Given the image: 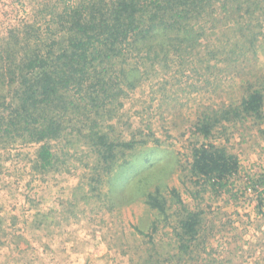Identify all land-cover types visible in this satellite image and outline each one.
Wrapping results in <instances>:
<instances>
[{
  "label": "rangeland",
  "instance_id": "1",
  "mask_svg": "<svg viewBox=\"0 0 264 264\" xmlns=\"http://www.w3.org/2000/svg\"><path fill=\"white\" fill-rule=\"evenodd\" d=\"M74 1L0 0V101L19 105V71L10 72L43 41L66 39L55 19ZM210 2L188 20L190 39L158 28L107 67L121 91L93 111L76 102L49 142L50 168L42 143L19 128L25 120L2 114L0 264H264V108L260 117L238 108L254 90L264 95V0ZM208 120L205 137L198 125ZM96 133L114 140L110 165ZM209 142L240 160L229 191L192 181L193 147ZM156 192L164 211L148 202ZM183 205L202 220L189 253Z\"/></svg>",
  "mask_w": 264,
  "mask_h": 264
},
{
  "label": "trees",
  "instance_id": "2",
  "mask_svg": "<svg viewBox=\"0 0 264 264\" xmlns=\"http://www.w3.org/2000/svg\"><path fill=\"white\" fill-rule=\"evenodd\" d=\"M210 1L69 2L55 19L58 23L56 31L66 33V39L43 41L32 54H25L16 70L10 72L13 75L19 71L17 76L13 75V81L19 80V105L0 101V129L5 124L2 114L6 110H10L11 115L15 113V118L10 119L12 124L21 125V119H24L25 127L19 128L27 132L31 140L42 143L39 153L41 166L50 168L55 163V155L49 142L62 136L66 128L62 119L72 108L76 110V102L93 111L95 108H105L121 91L115 90L118 84L112 82L113 76L108 77V68L116 60L126 61L127 49L135 43L150 40L148 35L153 37L158 28L178 31L182 33L184 41L190 39L187 34L188 20L200 13L205 4L211 5ZM42 45L50 48L43 50ZM238 108L260 117L264 108V95L254 90L247 94ZM97 113L100 114V111L97 110ZM110 114L112 117L113 114ZM214 126L215 123L210 120L204 121L198 125V131L208 137ZM93 138L103 163L110 165L118 157V152L113 151L114 140L104 133H96ZM121 144L125 147L134 146L133 142ZM192 158V181L200 187L199 192L207 189L216 193L229 191V181L241 169L236 155L211 142L194 146ZM173 193L180 204L181 195L176 189H173ZM147 197L151 206L162 211L166 209V198L159 192L149 193ZM182 207L186 214L179 222L178 236L181 250L189 253L200 230L201 213L189 211L184 205Z\"/></svg>",
  "mask_w": 264,
  "mask_h": 264
}]
</instances>
